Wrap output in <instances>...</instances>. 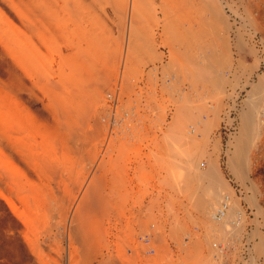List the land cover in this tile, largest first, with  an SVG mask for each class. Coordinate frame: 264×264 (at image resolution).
<instances>
[{
	"label": "bare ground",
	"instance_id": "obj_1",
	"mask_svg": "<svg viewBox=\"0 0 264 264\" xmlns=\"http://www.w3.org/2000/svg\"><path fill=\"white\" fill-rule=\"evenodd\" d=\"M224 1L0 0V264H264V0Z\"/></svg>",
	"mask_w": 264,
	"mask_h": 264
},
{
	"label": "rangeland",
	"instance_id": "obj_2",
	"mask_svg": "<svg viewBox=\"0 0 264 264\" xmlns=\"http://www.w3.org/2000/svg\"><path fill=\"white\" fill-rule=\"evenodd\" d=\"M224 2H225V13L227 16V20L231 24H233L234 30H235V29H237V27H240V24H242L244 22L245 13H244L243 7H242L241 3L238 2L237 0H226ZM240 20H242V21H240ZM162 53H165V54L168 53V49L163 44H162ZM223 132H224L225 140L228 141L229 135L235 131L233 129L230 131L224 129Z\"/></svg>",
	"mask_w": 264,
	"mask_h": 264
}]
</instances>
